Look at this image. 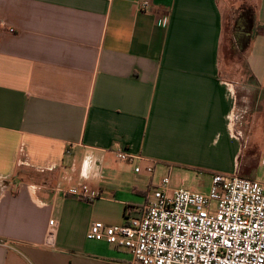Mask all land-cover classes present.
<instances>
[{
	"label": "crops",
	"instance_id": "0c3cea01",
	"mask_svg": "<svg viewBox=\"0 0 264 264\" xmlns=\"http://www.w3.org/2000/svg\"><path fill=\"white\" fill-rule=\"evenodd\" d=\"M174 166L264 182V0H0V264H132L88 230Z\"/></svg>",
	"mask_w": 264,
	"mask_h": 264
},
{
	"label": "built area",
	"instance_id": "2783aa9c",
	"mask_svg": "<svg viewBox=\"0 0 264 264\" xmlns=\"http://www.w3.org/2000/svg\"><path fill=\"white\" fill-rule=\"evenodd\" d=\"M151 7L147 2L139 4L143 12ZM160 25L165 26V21ZM115 157L129 164L140 159L122 150ZM154 170L152 163L143 172L152 176ZM134 172L140 173L141 168L135 167ZM169 183L163 177L141 207L128 208L122 225L92 223L87 240L126 251L132 264H264V182L213 174L207 194L170 189ZM66 194L90 198L82 185ZM48 227L51 241L53 220Z\"/></svg>",
	"mask_w": 264,
	"mask_h": 264
},
{
	"label": "rangeland",
	"instance_id": "374dc122",
	"mask_svg": "<svg viewBox=\"0 0 264 264\" xmlns=\"http://www.w3.org/2000/svg\"><path fill=\"white\" fill-rule=\"evenodd\" d=\"M234 34L236 35L235 28H233L232 22L228 19L221 51V70H233V73L227 71L228 73H225V76L235 79L247 78V83H250L251 80L245 72L246 69L243 64V56L236 52ZM233 48L236 53H234ZM159 172L160 176L158 180L162 176L168 177L169 181H172V185L175 189L183 188L190 192H197L200 194H207L209 190L210 178L212 175L210 173L231 175L222 172H205L193 166H174L172 169H168V171L161 169Z\"/></svg>",
	"mask_w": 264,
	"mask_h": 264
}]
</instances>
